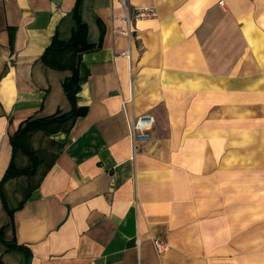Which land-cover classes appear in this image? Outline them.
Here are the masks:
<instances>
[{
  "label": "crops",
  "instance_id": "0c3cea01",
  "mask_svg": "<svg viewBox=\"0 0 264 264\" xmlns=\"http://www.w3.org/2000/svg\"><path fill=\"white\" fill-rule=\"evenodd\" d=\"M75 3L0 0V184L21 122L71 109L63 85L70 71L41 56L57 32L71 37ZM128 6H151L157 15L128 21L120 0L82 2L88 40L102 41L79 66L76 100L88 112L20 140L14 164L34 167L22 149L30 146L36 171L5 181L0 228L7 224L6 240L24 248L0 236V264H214L202 231L193 234L183 219L192 215L194 186L207 184V170L224 161V132L208 127L209 100H226L227 88L239 93L240 66L221 67L217 58L224 55L220 42H234L235 28L240 36L242 10L250 5L128 0ZM50 58L68 62L70 53ZM145 114L156 122L134 148L131 127ZM157 242L167 248L158 251Z\"/></svg>",
  "mask_w": 264,
  "mask_h": 264
},
{
  "label": "rangeland",
  "instance_id": "374dc122",
  "mask_svg": "<svg viewBox=\"0 0 264 264\" xmlns=\"http://www.w3.org/2000/svg\"><path fill=\"white\" fill-rule=\"evenodd\" d=\"M244 2L240 36L235 28L234 42H220L217 58L240 66L239 93L227 88L226 100H209L208 127L224 132V161L194 186L192 215L183 219L193 234L202 231L214 264H264V0Z\"/></svg>",
  "mask_w": 264,
  "mask_h": 264
},
{
  "label": "trees",
  "instance_id": "16d2710c",
  "mask_svg": "<svg viewBox=\"0 0 264 264\" xmlns=\"http://www.w3.org/2000/svg\"><path fill=\"white\" fill-rule=\"evenodd\" d=\"M83 0H76L75 6L72 10V15L75 19V26L73 28L72 35L69 39H62L57 32L53 37L51 44L46 48L43 55L41 56L42 61L53 68H58L62 70H69L70 74L64 79V90L71 102V109L69 111H58L51 115H40L38 113L32 114L23 120L18 128V130L11 136V142L13 145V158L6 170L0 184V197L4 200L3 187L5 181L15 175L21 173L33 174L36 171V154L30 148V146H23L22 149L28 154V156L33 161V168H18L14 164V154L17 149L21 146L19 144L20 140L26 137L32 131L38 129H47L52 125L60 124L61 122L67 121L69 119H77L78 117L84 116L88 112V106H80L76 100V93L80 90L79 82V69L82 55L87 51H92L99 49L102 46V41L98 43L90 42L88 40V25L84 21L81 15V5ZM56 51L68 52L70 53V59L68 62L55 61L50 58V54ZM75 85V87H74ZM7 208L11 221L14 225L13 210H10L7 204L4 202ZM7 224L0 228V236L4 242H6L10 247L24 248L23 245H18L14 242H9L6 240L4 232ZM0 261L2 258L0 257Z\"/></svg>",
  "mask_w": 264,
  "mask_h": 264
},
{
  "label": "built area",
  "instance_id": "2783aa9c",
  "mask_svg": "<svg viewBox=\"0 0 264 264\" xmlns=\"http://www.w3.org/2000/svg\"><path fill=\"white\" fill-rule=\"evenodd\" d=\"M122 4L128 9L127 19L131 20H139L142 18H151L157 15V11L154 7L144 6V7H136L132 10L129 9L128 0H120ZM122 56L130 57L129 50H122L120 52ZM156 122V118L152 114H145L139 116L136 121L133 123L131 127V138L133 141L134 148L136 147V141L138 140H147L151 137V130L154 127ZM137 148V147H136ZM158 251H164L167 248V244L164 242H157Z\"/></svg>",
  "mask_w": 264,
  "mask_h": 264
}]
</instances>
